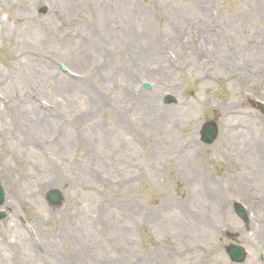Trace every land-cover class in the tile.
Instances as JSON below:
<instances>
[{
    "label": "rangeland",
    "instance_id": "rangeland-1",
    "mask_svg": "<svg viewBox=\"0 0 264 264\" xmlns=\"http://www.w3.org/2000/svg\"><path fill=\"white\" fill-rule=\"evenodd\" d=\"M29 99L63 121L34 146ZM257 100L264 0H0V264H264Z\"/></svg>",
    "mask_w": 264,
    "mask_h": 264
},
{
    "label": "bare ground",
    "instance_id": "bare-ground-1",
    "mask_svg": "<svg viewBox=\"0 0 264 264\" xmlns=\"http://www.w3.org/2000/svg\"><path fill=\"white\" fill-rule=\"evenodd\" d=\"M148 29H150L148 27ZM155 39V40H154ZM159 39L160 37L155 38V35H153L151 37V33L150 35L146 36L145 41H147L149 44H152L151 48H152V54L154 55L153 51L154 48H157L158 43H159ZM93 48L99 50L102 55L104 57H106V54L104 51V48L102 46V40L101 38H97L93 40ZM164 73L168 72L167 67L163 69ZM71 83L73 84H77L80 86L79 81H75L70 79ZM76 87V86H75ZM83 89V88H82ZM155 93L153 91V93H149L147 94L146 98H149L150 102L155 103ZM29 111H28V115H29V119L27 120L28 124V128L30 129L31 132V137L29 140V142H27L29 145L34 146L33 144H37L38 142H40V138L42 137V134H44L47 131L52 130L55 127H61V125L63 124L62 119L59 118V116H53L51 117V115H49L48 113H46L43 110H46L44 107H42L39 103H37L36 101H32L31 99H29ZM152 114L154 115L155 121L158 122L160 120V118L162 117V112L158 111V109H154V111H152ZM118 122V121H117ZM118 125V123H117ZM74 142V137H71L67 140L66 143H72ZM256 152H253L250 148V150H247V153L245 154L244 158L246 160V165H249L248 167H252V169H254L256 173H260L262 168L264 167V156L262 157V152L259 150V148H254ZM215 189V188H214ZM216 200V203H221V194L220 191L218 190L217 193L215 192L213 195ZM260 201L261 203L264 205V195H261ZM264 232V231H263ZM264 237V236H263Z\"/></svg>",
    "mask_w": 264,
    "mask_h": 264
},
{
    "label": "water",
    "instance_id": "water-1",
    "mask_svg": "<svg viewBox=\"0 0 264 264\" xmlns=\"http://www.w3.org/2000/svg\"><path fill=\"white\" fill-rule=\"evenodd\" d=\"M171 100H172V98H169L168 101H171ZM216 133H217L216 124L214 122L213 123H207L205 128H204V139L207 142H212L216 136ZM50 199L53 202L58 203L61 199L60 192L54 191L52 193V195L50 196ZM3 201H4V191L0 185V205L3 203ZM237 212L241 216H243V217L245 216V212L242 208L237 207ZM5 215H6L5 213L0 212V219L5 217ZM230 253L235 260L242 261L244 259V251L242 248L232 246V247H230Z\"/></svg>",
    "mask_w": 264,
    "mask_h": 264
}]
</instances>
